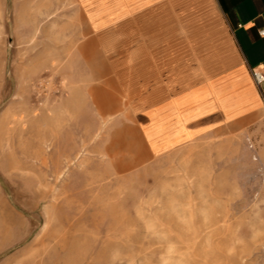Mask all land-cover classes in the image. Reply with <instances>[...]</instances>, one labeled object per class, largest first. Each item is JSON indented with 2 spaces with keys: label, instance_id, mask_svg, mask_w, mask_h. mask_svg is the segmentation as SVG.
I'll list each match as a JSON object with an SVG mask.
<instances>
[{
  "label": "rangeland",
  "instance_id": "1",
  "mask_svg": "<svg viewBox=\"0 0 264 264\" xmlns=\"http://www.w3.org/2000/svg\"><path fill=\"white\" fill-rule=\"evenodd\" d=\"M110 5L0 0V264H264V109L154 154Z\"/></svg>",
  "mask_w": 264,
  "mask_h": 264
},
{
  "label": "crops",
  "instance_id": "2",
  "mask_svg": "<svg viewBox=\"0 0 264 264\" xmlns=\"http://www.w3.org/2000/svg\"><path fill=\"white\" fill-rule=\"evenodd\" d=\"M108 2L115 18L146 20L147 40L137 49H145L147 69L138 75L133 97L147 117L142 130L154 154L264 109V83L253 78V70L264 72V0ZM192 8L208 12L214 24L198 26L186 42L179 23ZM171 17L176 25L170 26Z\"/></svg>",
  "mask_w": 264,
  "mask_h": 264
},
{
  "label": "built area",
  "instance_id": "3",
  "mask_svg": "<svg viewBox=\"0 0 264 264\" xmlns=\"http://www.w3.org/2000/svg\"><path fill=\"white\" fill-rule=\"evenodd\" d=\"M260 34L264 36V29L260 30ZM253 78L257 85L264 83V72L260 70H253Z\"/></svg>",
  "mask_w": 264,
  "mask_h": 264
}]
</instances>
